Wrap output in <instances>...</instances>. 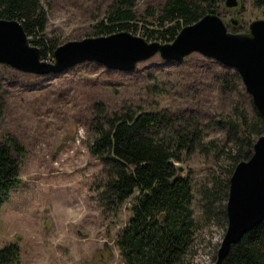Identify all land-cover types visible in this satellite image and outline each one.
<instances>
[{
    "label": "rangeland",
    "instance_id": "rangeland-1",
    "mask_svg": "<svg viewBox=\"0 0 264 264\" xmlns=\"http://www.w3.org/2000/svg\"><path fill=\"white\" fill-rule=\"evenodd\" d=\"M40 1L46 12L43 34L57 45L93 36L90 26L109 2ZM162 1L137 0L133 35L142 37V27L153 25L144 11ZM223 1L214 11L230 32L240 33L250 21L264 18L251 0H237L235 8H225ZM230 19L237 21L233 27ZM221 70V64L196 52L180 62L155 54L130 71L83 62L58 74L36 76L0 64V140L13 136L23 148L19 183L0 206V247L17 243V264H123L113 239L129 216L135 192L115 210L100 207L96 186L103 181L101 165L87 151L91 117L96 108L106 114L126 108H192L216 114L228 104L213 79ZM179 165L194 187L215 169L198 154ZM192 207L196 229L181 264H210L226 225L201 218L195 202Z\"/></svg>",
    "mask_w": 264,
    "mask_h": 264
},
{
    "label": "trees",
    "instance_id": "trees-1",
    "mask_svg": "<svg viewBox=\"0 0 264 264\" xmlns=\"http://www.w3.org/2000/svg\"><path fill=\"white\" fill-rule=\"evenodd\" d=\"M219 1L163 0L156 9H145L153 25L143 26L141 36L170 42L182 26L215 12ZM251 1L264 16V0ZM136 2L109 0L103 15L90 26L93 36L120 31L134 34ZM0 18L18 21L30 44L38 48L40 59L52 58L57 42L43 34L46 12L40 0H0ZM221 68L213 79L217 93L228 104L216 114L192 108H126L106 114L96 108L91 117L87 151L101 165L103 181L96 186L100 207L115 210L135 192L129 216L113 239L123 264H181L196 229L194 202L201 218L226 225L230 174L235 164L249 158L255 139L264 134V118L237 73ZM22 152L13 136L0 140V206L19 183ZM193 154L210 160L215 168L196 187L172 163ZM18 252L17 243L2 245L0 264H17ZM222 264H264V218L230 246Z\"/></svg>",
    "mask_w": 264,
    "mask_h": 264
},
{
    "label": "water",
    "instance_id": "water-1",
    "mask_svg": "<svg viewBox=\"0 0 264 264\" xmlns=\"http://www.w3.org/2000/svg\"><path fill=\"white\" fill-rule=\"evenodd\" d=\"M223 5L235 8L238 2L224 0ZM192 52L234 70L264 118V18L250 21L245 32L233 33L217 13H206L182 26L167 43L147 42L126 31L83 37L57 45L50 62L40 59L38 48L30 44L18 21L0 18V64L36 76L58 74L83 62L130 71L155 54L165 61L180 62ZM172 163L186 174L179 162ZM225 214V232L210 264H222L230 246L264 218V134L255 139L249 158L235 164L230 174Z\"/></svg>",
    "mask_w": 264,
    "mask_h": 264
},
{
    "label": "flooded vegetation",
    "instance_id": "flooded-vegetation-1",
    "mask_svg": "<svg viewBox=\"0 0 264 264\" xmlns=\"http://www.w3.org/2000/svg\"><path fill=\"white\" fill-rule=\"evenodd\" d=\"M234 21H235V22L231 23V22H230V20H229V24H230V26H232V27H233V26L236 24V22H237V21H236V20H234ZM227 26H228V25H227ZM227 26H226V27H227ZM245 31H246V29H245V30H243L242 32H245Z\"/></svg>",
    "mask_w": 264,
    "mask_h": 264
}]
</instances>
